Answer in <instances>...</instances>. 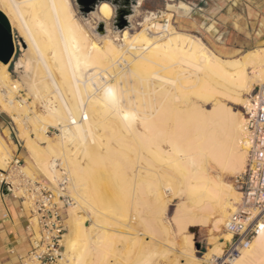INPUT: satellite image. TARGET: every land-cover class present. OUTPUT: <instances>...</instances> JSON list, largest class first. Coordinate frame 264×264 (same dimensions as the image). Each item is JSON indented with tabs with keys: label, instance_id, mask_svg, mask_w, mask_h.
Wrapping results in <instances>:
<instances>
[{
	"label": "bare ground",
	"instance_id": "bare-ground-1",
	"mask_svg": "<svg viewBox=\"0 0 264 264\" xmlns=\"http://www.w3.org/2000/svg\"><path fill=\"white\" fill-rule=\"evenodd\" d=\"M100 3L90 13L96 19L92 24L75 17L70 0H0L2 10L21 33L25 52L14 61L19 76L31 86L38 74L51 86L50 96L41 95L44 112L35 114L36 135L28 137V144L30 156L38 161V172L50 181L57 176L54 162L61 159L67 187L77 203L65 217L60 264H79L90 242H104L107 218L115 220L119 229L129 228V211L140 216L144 189L154 205L148 222L152 231L169 233L159 216L168 202L165 194L182 196L172 214L174 226L182 231L190 224L209 222L212 251L219 254L231 237L221 233L220 226L237 195L231 186L213 178L208 167L213 163L237 171L244 163L245 125L241 113L224 100L248 105L243 93L250 92L253 82L264 81V74L259 71L252 77L244 67L264 62V48L224 60L197 37L174 29L169 18L133 32L129 23L118 35L108 26L113 6ZM109 31L115 34L109 36ZM5 68L0 64V83L7 86L10 77ZM109 87L115 103L106 94ZM22 102L8 99V105L0 104L19 126L27 125ZM47 124L59 130L55 143L46 137ZM43 140V154L37 155L34 147ZM1 144L0 138V156H4ZM0 175H6L5 168H0ZM78 209L89 210L86 215L92 225H86ZM30 226L35 229L34 222ZM94 228H98L96 239L89 235ZM192 235H187L179 251L185 264L196 261ZM79 237L84 241L81 248ZM250 245L240 250L233 264L264 263L262 230Z\"/></svg>",
	"mask_w": 264,
	"mask_h": 264
},
{
	"label": "rangeland",
	"instance_id": "rangeland-1",
	"mask_svg": "<svg viewBox=\"0 0 264 264\" xmlns=\"http://www.w3.org/2000/svg\"><path fill=\"white\" fill-rule=\"evenodd\" d=\"M175 1L176 0H152L153 5H150L148 1L145 0L142 1V3H140L136 7L134 13L130 16L129 21L132 24V27L128 29L131 32H133L140 28H144L145 25L149 24L150 22L162 23L165 18H169V23L172 24L174 29L178 30L174 26L172 22V14H170V12H172L174 9V5L172 3H168V5L166 6L167 2H175ZM70 2L74 10V15L79 21L82 22V19L87 18L90 20L92 24L96 22V19L92 17L90 13L87 14L86 17H83L82 13L77 8V5L74 2V0H70ZM0 9L2 10L1 6ZM10 25L12 28L13 39L15 42V50L12 58L7 64H2L0 62L1 65H6L5 69L9 73V77H10L8 79L7 86H4L0 83V104L2 103L4 105H8L7 104L8 99H12L14 104L15 103L23 104L22 100H24V103L27 108L28 117H24V119L27 122V125L21 123V126H19V122L17 121V119L13 118L10 113L2 110L0 106V110L3 113L7 114L8 116L9 125L11 127L10 128L11 133L13 134V139L11 138H8V140L1 139L2 142L1 147L4 151V156H0V167L5 168V173H7L9 177L8 179L15 181L16 176L13 175L14 171L12 170V162L13 159L17 157L20 158L21 170L26 176L36 180H48L46 177H44L38 172L37 170L39 165L37 163L38 161L30 156L28 137L36 135L33 128L35 127L34 126L35 123L36 125L38 124L36 121L37 119L34 116L36 113L37 114L39 113L41 115L44 112V106L42 103L45 97L41 95L50 96L51 86L45 84L42 78H40L38 74L35 77H37L39 80L33 77L34 78L32 80L33 83L32 81L29 83L31 86L29 85L27 86L28 82L22 81L21 76H19L20 71L15 69L14 61H16L17 58L23 55L25 51L22 50V48L24 46L20 41V39L22 38H21V33L17 28V26L11 24V22ZM108 26L110 27L112 32H119V30L113 29L111 20L108 23ZM112 32L109 31V36L115 34ZM117 34L119 35L120 32ZM91 37H93V35H91ZM259 71H262V73L264 74V62L258 63L254 61L246 64L244 67V72L252 77H254V75L257 74ZM39 83L41 84L44 83L45 85L44 84L43 85L45 87L44 86L42 87V85ZM261 83H264V81H262ZM261 83H258L257 81L253 82L251 85L250 92L243 93V96L248 99L247 102L248 105L240 101L231 102L229 99L224 100V102L228 106H230L234 112L241 113L242 124L243 122L245 123V114L247 108L250 102H252L254 95L256 94L258 85ZM11 86H16V88L15 89L11 88ZM44 88H46L47 90L46 89L44 90ZM35 89L37 90L38 93L36 92ZM45 91H47L48 93ZM34 94L36 95L34 96ZM210 104L211 103H208L207 107H209ZM58 133L59 130L56 127L47 124L46 137L51 143L56 142V135ZM245 136L246 133L243 136V132H242V142H243V137L245 138ZM36 144L37 146L35 145L34 149L39 150L36 152L37 155H42L43 154V152L41 151L42 146L46 145V141L43 140V142L40 144L36 142ZM246 158H247V150L245 148L244 163L241 165V167L240 166L237 167V171L235 169H223L215 166L213 163L209 164L208 167V172L213 178H215L217 181L221 183H224L225 185L227 184L231 186L232 189H234V191L236 192L237 198L231 199V201L233 200V208L228 209L227 217L230 214V212L234 210L236 203L240 199V192H239L240 187L237 179L239 178V176L242 175V172L244 171ZM56 160L58 163L61 162L60 158H57ZM59 166L63 168L62 165L59 164ZM55 174H58V170L56 167H55ZM108 189L109 191L111 189L110 192H114V190L111 187H109ZM67 190L69 195L72 197L73 202L67 207L66 217L68 216V212H69L68 210H70L71 207L77 204L73 197V191L68 187ZM144 190L145 191L141 192L143 194L140 195V197L143 200V203L140 206V210H141L139 213L140 216L134 213L133 209H131L130 210L131 212L129 211L130 227L126 229L123 227H122L123 229H119L121 227L115 225L116 224L115 220H113L111 217L107 218V224H106L107 229L106 226L104 228L105 229L104 231L107 230L105 233L107 234L106 235L107 237L105 238L104 242H100L98 245H96L93 241L90 242L89 249L83 252L82 257L79 260V264H185L186 262H184V256L181 255L179 251L183 250L184 247L183 240H185V238L189 233L193 234L192 253L194 255L193 259L196 260V261L193 260L194 264H233L232 261L235 258L234 259L230 257L226 258L227 247L230 242V239L227 243L222 245L221 247L222 252L220 251V253L218 254V252L212 251L213 250L212 246L214 242L212 241L211 238L213 236L212 233L210 232L209 222H207L205 225L190 224L189 226H187L186 229L182 231L177 230L172 220L173 219L172 214L173 211L176 209V207L179 205L178 203H181L183 199L181 198L182 196L171 197L170 193L168 192L165 194V199L168 201L166 203L167 204L166 209L164 208L163 210L164 212L162 211L163 215L155 214V216L159 215L161 217L162 222L169 228V233L165 236L164 233H163L164 235L162 233L159 234L160 232L157 229H154V231H152L153 229L149 228L148 222H151L154 216V214L151 213V208H154L153 207L154 205L150 192L146 189ZM13 194L15 195L16 193L14 192ZM24 206L27 208V203L26 204L24 203ZM77 211L78 214H80L81 217H83V219L85 220L86 225L88 226L92 225L93 222L91 218L90 217L88 218V216L86 215V212L87 214H89L88 209H86V212L82 209H78ZM220 228H221V233L226 232L223 225H221ZM97 229L98 228H94L93 231L89 232V235L92 239L97 238L98 234L95 233L96 232L95 230ZM118 230H122V231H118ZM155 239H157V241ZM219 239L223 240L221 237ZM78 244L80 246L79 248H81L82 245L84 244L82 237H79ZM166 244L168 245V247ZM100 254L102 256H100ZM96 255H98V257ZM96 258H100V259L98 260Z\"/></svg>",
	"mask_w": 264,
	"mask_h": 264
},
{
	"label": "built area",
	"instance_id": "built-area-1",
	"mask_svg": "<svg viewBox=\"0 0 264 264\" xmlns=\"http://www.w3.org/2000/svg\"><path fill=\"white\" fill-rule=\"evenodd\" d=\"M244 125L247 158L244 171L237 179L240 199L223 224L231 235L226 258L232 259L250 245L261 230L260 225L264 224V83L258 85L247 108ZM54 167L58 174L53 181L36 180L23 173L20 158L15 157L12 162L15 181L8 179L7 173L0 175V182L27 203L35 225L30 246L21 256L20 264H60L65 217L73 199L67 190L68 176L64 168L57 160Z\"/></svg>",
	"mask_w": 264,
	"mask_h": 264
},
{
	"label": "crops",
	"instance_id": "crops-1",
	"mask_svg": "<svg viewBox=\"0 0 264 264\" xmlns=\"http://www.w3.org/2000/svg\"><path fill=\"white\" fill-rule=\"evenodd\" d=\"M145 1L153 5L152 0ZM168 3L174 5L170 14L178 31L197 37L221 59H236L264 48V0H176L166 6ZM10 128L7 114L0 110L1 139H13ZM5 186L0 182V264H20L30 246L33 221L29 208Z\"/></svg>",
	"mask_w": 264,
	"mask_h": 264
},
{
	"label": "water",
	"instance_id": "water-1",
	"mask_svg": "<svg viewBox=\"0 0 264 264\" xmlns=\"http://www.w3.org/2000/svg\"><path fill=\"white\" fill-rule=\"evenodd\" d=\"M101 1H107L113 6L112 27L119 31L129 26V18L140 4V0H74L83 17L93 12ZM20 41L22 43L21 39ZM14 50L15 42L10 22L0 9V61L7 64L12 58Z\"/></svg>",
	"mask_w": 264,
	"mask_h": 264
},
{
	"label": "snow or ice",
	"instance_id": "snow-or-ice-1",
	"mask_svg": "<svg viewBox=\"0 0 264 264\" xmlns=\"http://www.w3.org/2000/svg\"><path fill=\"white\" fill-rule=\"evenodd\" d=\"M106 94H107V96L111 99V100H113V101H115V93L113 92V90L112 89H107L106 90ZM129 117L126 115L125 116V119H128ZM260 228H261V230H262V232H264V224H261L260 225Z\"/></svg>",
	"mask_w": 264,
	"mask_h": 264
},
{
	"label": "clouds",
	"instance_id": "clouds-1",
	"mask_svg": "<svg viewBox=\"0 0 264 264\" xmlns=\"http://www.w3.org/2000/svg\"><path fill=\"white\" fill-rule=\"evenodd\" d=\"M109 88L113 90V88H112V87H109ZM113 92H114V90H113ZM112 102H113V103H115V101H113V100H112Z\"/></svg>",
	"mask_w": 264,
	"mask_h": 264
},
{
	"label": "flooded vegetation",
	"instance_id": "flooded-vegetation-1",
	"mask_svg": "<svg viewBox=\"0 0 264 264\" xmlns=\"http://www.w3.org/2000/svg\"><path fill=\"white\" fill-rule=\"evenodd\" d=\"M102 3H103V2H102ZM100 4H101V3H100ZM100 4H99V5H100ZM99 5H98V7H99ZM98 7H97V9H98ZM96 11H97V10H96ZM91 15H92V14H91ZM107 23H108V21H107ZM104 36H105V35H104ZM102 37H103V36H102Z\"/></svg>",
	"mask_w": 264,
	"mask_h": 264
}]
</instances>
